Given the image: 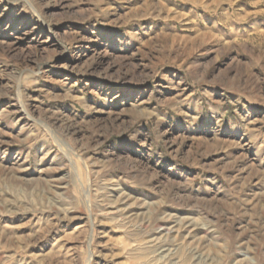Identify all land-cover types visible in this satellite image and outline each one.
<instances>
[{"label":"rangeland","instance_id":"374dc122","mask_svg":"<svg viewBox=\"0 0 264 264\" xmlns=\"http://www.w3.org/2000/svg\"><path fill=\"white\" fill-rule=\"evenodd\" d=\"M0 264H264V0H0Z\"/></svg>","mask_w":264,"mask_h":264}]
</instances>
